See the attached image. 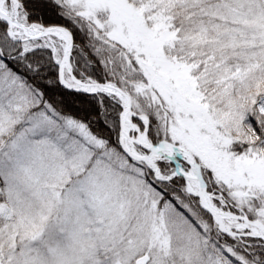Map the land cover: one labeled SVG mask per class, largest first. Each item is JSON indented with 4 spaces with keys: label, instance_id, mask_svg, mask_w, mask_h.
<instances>
[{
    "label": "snow or ice",
    "instance_id": "obj_1",
    "mask_svg": "<svg viewBox=\"0 0 264 264\" xmlns=\"http://www.w3.org/2000/svg\"><path fill=\"white\" fill-rule=\"evenodd\" d=\"M0 264H264V0H0Z\"/></svg>",
    "mask_w": 264,
    "mask_h": 264
}]
</instances>
